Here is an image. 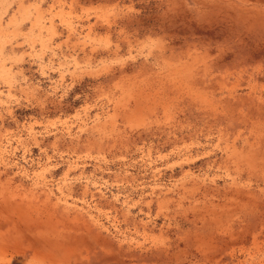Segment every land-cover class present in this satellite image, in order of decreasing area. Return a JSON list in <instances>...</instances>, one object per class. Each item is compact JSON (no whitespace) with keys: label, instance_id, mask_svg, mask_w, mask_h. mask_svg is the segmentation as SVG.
Segmentation results:
<instances>
[{"label":"rangeland","instance_id":"1","mask_svg":"<svg viewBox=\"0 0 264 264\" xmlns=\"http://www.w3.org/2000/svg\"><path fill=\"white\" fill-rule=\"evenodd\" d=\"M0 264H264V0H0Z\"/></svg>","mask_w":264,"mask_h":264}]
</instances>
